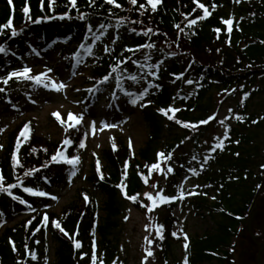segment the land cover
I'll return each mask as SVG.
<instances>
[{"label":"trees","instance_id":"16d2710c","mask_svg":"<svg viewBox=\"0 0 264 264\" xmlns=\"http://www.w3.org/2000/svg\"><path fill=\"white\" fill-rule=\"evenodd\" d=\"M42 2L43 0H31L33 18L26 23L24 9L28 6V0H15V14L8 1H0V30L12 22L15 15V28L22 32L16 38L11 37L10 31L7 32L0 37V46L7 44L8 50L16 48L28 52L30 39L42 41L46 49L54 48L56 42H63L65 45L60 51L66 56L70 48L81 43L91 46L90 55L97 57L100 62L101 68L96 72V80L100 82L106 76L112 77L106 84L99 83L102 90L117 84V73L111 71L113 67H118L123 77L129 74L142 77V84L151 78L152 82L160 85V90H147L144 95L150 100V104L142 109L149 129L146 148L137 156H132L128 147L121 142L106 151L102 159L93 160L87 182L92 190L105 198L103 207L100 208L91 192L83 189L77 203L67 207L60 218L51 216L47 227H42L41 210L48 207L51 200L30 195L24 188L50 193L53 189L66 185L74 169L68 164L53 163L52 157L64 151L69 159L75 158L81 149L79 143L86 137V128L77 126L67 132L65 140L72 139L71 146L51 143L37 136L34 133V123H30V137L21 139L26 125L9 134L7 146L0 154V169L5 176V187L12 184L18 187L11 189V196L0 193V222L12 221L29 211L32 214L28 220L4 230L0 237V264H20L22 261L25 264H91L93 240L96 248L100 247L105 252L104 264H113L117 249L112 244V238L120 226L119 220L131 208L148 214L156 212L149 210L152 204L146 196L158 170L153 172L150 167L159 164L161 168L164 161H168L161 160L158 154L163 152L167 157L171 153V164L178 165L187 164L193 157L200 159L197 152H191L187 157L184 150L189 143H193L194 148L197 147L199 139L210 129L209 124L201 122L211 116L207 96L211 94L212 100L213 89L226 96L237 92L243 98L245 109L237 114L244 118L243 122L235 119V124L228 127L229 138L223 140V150L217 149L205 162V180L216 190L219 198L214 203L201 196L192 201L198 211L208 214L215 223L216 231L196 237L189 242L187 252L183 247L182 253L177 257L174 248L181 241L172 234L176 220L172 217L171 207L163 206L154 216L156 226H163L164 239L160 240V233L157 234L160 249L158 257L162 264H184L185 257L188 264H238L235 241H242L249 235L256 240L252 245V248H256L257 240H264L257 229H253V236L248 231L249 211L254 208L255 200L258 206L264 201V149L258 140L264 133V114H246L249 87L264 80V0H246L239 4L233 0H200L212 12L210 17L203 20L200 19L203 9L198 8L193 0H162L155 11L147 0H137L136 5H132L129 0H115L121 5L119 8L105 0H93L94 6L88 0H77L79 12L71 6L70 0H58L55 13L51 9V0L45 5L46 11L41 10ZM141 4L148 10L141 8ZM213 4L217 5L215 11L211 7ZM69 14L71 19L56 18L67 17ZM186 17H191V20L198 23L189 28L187 25L191 20ZM222 18L233 19L230 34L227 25L222 23ZM40 20L44 22L38 23ZM120 21L123 23H119ZM176 25H180V28ZM89 27L91 32L88 31ZM149 29L152 31L149 32ZM145 32L148 35H143ZM94 35L99 39L94 40ZM144 44H154L155 47L139 48L133 52L126 50L137 49ZM78 49L79 54H85L83 49ZM74 53L75 51L71 52ZM125 60L127 63H123ZM133 60L137 63L133 64ZM12 63L14 61H9L6 55L0 54V77L9 71ZM181 76L182 79L177 78ZM188 80L194 84L191 94L183 91V82ZM129 81L131 80L127 78L121 80L126 91L128 89L125 85ZM13 92L16 91L11 87L9 91L2 92L0 97L12 98L15 95ZM173 93H177V97L185 94V97L180 100V111L175 114V119L170 120L160 109L169 108ZM97 100L96 98L94 101ZM168 115L173 114L169 112ZM176 120L188 123L190 127L185 128ZM191 125L198 127L193 129ZM18 148L22 168L14 167ZM129 162L131 168L125 173ZM103 163L107 165L106 168L102 167ZM37 168L41 171L35 172ZM101 170L104 180L100 179ZM28 171L35 172V175H25ZM180 172L178 168L175 174L169 176L171 186L176 185ZM141 173L148 177L147 183ZM126 174L129 177V196L138 195L139 202L133 203L125 198L119 187ZM12 196L19 197L25 203L21 204ZM85 196L89 199L85 200ZM141 202L149 207H143ZM28 205L36 210L32 211ZM101 210L105 213L103 219L99 216ZM56 220L60 221L69 235L55 227ZM48 239L55 244V261L52 263L48 260ZM76 241L83 245L79 250L75 247ZM30 253L35 254V260L31 259ZM85 254L87 258L81 259ZM255 256L257 258V255L252 256L254 264H258ZM243 264L250 263L247 261Z\"/></svg>","mask_w":264,"mask_h":264},{"label":"rangeland","instance_id":"374dc122","mask_svg":"<svg viewBox=\"0 0 264 264\" xmlns=\"http://www.w3.org/2000/svg\"><path fill=\"white\" fill-rule=\"evenodd\" d=\"M33 45L36 54L24 56L25 63L19 64L15 71L22 70L24 66H28L32 71L40 70V74L51 69V71L47 72L48 77L57 83L65 84L66 87L62 91H50L39 85L30 86L24 95H19L15 98V107L0 105V130L3 129L0 133V145L3 146L0 154L3 153L8 143L6 132L9 129L12 131L18 125L31 120L35 123V134L51 143L58 144L64 139L66 130L55 118L54 113H60L65 124L69 120V114L77 116L82 114L90 128V138L79 156L81 162L76 168V174L72 176L68 186L55 191L57 199L48 212L53 215H60L65 208L73 203H77L79 199L78 195L83 189H88L97 198L99 205L102 206L105 203V198L98 192L93 191L87 182L91 175L93 159L95 157H103L104 153L111 150L112 146L119 143V141H123L128 146L131 142V147L129 146V148L134 155H138L139 152L146 148L149 141V129L141 112L140 104L133 105L129 103L127 97L112 98L108 94H104L98 106L86 108L84 99L89 96L87 89L94 87V83L90 81L92 78L91 67L80 64L71 68L66 61L58 56L57 50L42 51L39 49V44L34 42ZM17 53L20 54V52ZM184 91L190 94V89L184 88ZM249 92L250 99L248 100L247 114H264V81H257L250 87ZM211 93L212 100H210L211 94L207 96V101H210L211 106L210 113L214 114L218 112V117L217 122L213 125L214 128L212 127L210 130L211 132L199 140L197 152L202 156L209 154L216 138L219 137L221 139L224 136L225 128L234 122L233 112L238 109L242 110L239 95L222 101V97L215 90ZM177 104L178 101L173 105ZM221 120L224 121L223 125L220 124ZM93 121L97 128H99L101 122L104 124H114L116 127L105 128L103 131L93 133L90 127ZM258 138L264 149V133ZM193 150V144L189 143L184 153H187L188 156ZM261 154L263 153L261 152ZM104 167L106 168L107 165L104 164ZM201 169L200 164L196 162L192 163L190 168L183 173L181 180L178 181L177 189L170 193L168 192L171 188L168 187L169 183H167L165 176L157 172L149 191V193L155 196L157 191L163 189L166 195L172 193L171 195L174 197H178L179 192H184L185 198L183 200L179 198L175 199L177 203L172 212L177 220L174 225V233L181 240H184V234H187L188 239H195L198 236L201 237L207 233H214L216 231V226L212 219L206 213L199 212L194 207L195 205L191 204V198L195 195H190L189 193L203 194L204 189L210 191V194L206 196L208 201L213 203L217 198L216 191L207 188ZM192 170H195L196 175H193ZM154 184L158 187L154 188ZM249 215L251 218L249 220L251 233H253V229H257L258 233L264 237V201L249 211ZM100 217L102 219L105 217L102 211L100 212ZM22 219L24 217H20L14 222ZM153 219V214L148 215L146 212L142 213L139 210L131 209L128 214L119 220L120 226L112 238V244L117 249V259L119 262H122V264H142V261L147 258V264H161L158 259L147 257L145 252V248L149 247L145 243V237L153 240L154 236L152 232L153 225L151 224ZM257 220L260 222L258 223ZM146 225L149 226L150 231L145 230ZM2 231L3 229L0 230V235ZM255 241L253 237L246 235L242 241L234 242L237 248L236 259L239 261L238 264H243V262L247 261L250 264H254L252 256L254 257V255L258 254L261 264H264V240H257V247L252 248V245L256 243ZM179 244L174 248V253L177 257L182 251ZM50 247L49 260L50 262H54L55 248L52 242H50ZM151 250L154 253L158 251L156 245L153 246V244L151 245ZM96 254L98 258L97 262L105 257L104 251L101 253L96 252ZM255 259H257L256 256Z\"/></svg>","mask_w":264,"mask_h":264},{"label":"snow or ice","instance_id":"6c2138e0","mask_svg":"<svg viewBox=\"0 0 264 264\" xmlns=\"http://www.w3.org/2000/svg\"><path fill=\"white\" fill-rule=\"evenodd\" d=\"M89 4H93V0H88ZM106 3L108 4H114L115 7L119 8L121 7L120 4L116 3L115 0H105ZM129 2L132 4V5H136L137 4V0H129ZM193 2L197 5L198 8L200 9H203V15L200 17L201 20L203 19H207L208 17H210L212 15V12L209 11V8L207 6H205V4L201 3L200 0H193ZM234 3H237L239 4L241 2V0H233ZM9 3L11 4L12 6V9H13V13L15 14L16 12V4H15V0H9ZM48 3V0H43L42 4H41V10L42 11H46V7L45 5ZM57 3H58V0H51V9H52V12L55 13L56 11V7H57ZM147 3L149 5H151V9L153 11H155L157 9V5L161 4L162 3V0H147ZM70 4L73 8L76 9L77 12L80 11V9L78 8L77 6V0H70ZM94 6V4H93ZM141 8H144L145 11H147L148 9L145 8V6L143 4L140 5ZM212 10L215 11L217 5L213 4L212 6ZM24 14H25V17H26V23L31 21L32 18H33V9H32V5H31V0H28V6L24 9ZM143 14V13H141ZM87 14H85L86 16ZM57 19H60V20H64V19H71V15L69 14L67 17L65 16H60V17H56ZM78 19H84L85 17H77ZM186 19L188 20H191V17H186ZM15 15L13 16V21L10 22L8 25H6L4 27L3 30H0V37H3L5 36V34L7 32L10 31V34H11V37L12 38H16L18 36H21L22 35V32L21 31H18L16 28H15ZM38 23H43L44 21L43 20H40V21H37ZM119 23H123V21H120ZM133 23H136L135 21H133ZM196 23H198V21L196 20H191V22L187 25L189 28L193 27V25H195ZM222 23L226 24L227 25V28H228V32L229 34L231 33V30H232V25H233V19L232 18H229L227 20H224L222 18ZM103 27V25L101 26ZM177 28H180V25H176ZM89 32H91V28L89 27L88 29ZM149 32H151L152 30L149 29L148 30ZM215 31H219V29H215ZM143 35H148L147 32L143 33ZM94 40L95 39H99L98 36H93L92 37ZM155 47L154 44H144V45H140L137 49H126L127 51H130V52H133V51H138L139 48H148V49H153ZM80 48L83 49V51L87 54H91V46H86L84 44H81L80 45ZM35 51V50H34ZM105 51H108V49H105ZM0 54H3V55H9V54H12L14 55V53H10V51L8 50V46L7 44L3 45V46H0ZM76 56L78 57L79 56V53L76 54ZM150 57H146V59H149ZM129 59H131V57H129ZM120 62H118L119 64ZM123 63H127V60L123 61ZM133 64H136L137 62L136 61H132ZM141 67H143V65H141ZM153 67H158V65H153ZM48 71H51V69H48L45 73H42L40 75H36V76H33L31 73H32V69L29 68L28 66H24L22 70H19V71H12L10 74H8V76L4 79H0V84H3L5 86H7L9 84V81L13 80V79H17V80H28V81H32L34 84L36 85H39V86H42L50 91H62L66 85L63 84V83H57L56 81L52 80L50 77H48L47 75V72ZM112 72L114 73H117V77H116V81H117V87H119L121 89V91H123V88H122V85H121V80L123 78H127L131 81H133L134 83L137 81V76L135 75H132V74H129L127 77H123L121 75V70L118 68V67H113L111 69ZM150 75H155V73H149ZM178 79H182V76L181 77H177ZM110 79H112L111 75L109 76H106L104 79H102L99 83L100 84H106ZM186 83L188 84H191L193 83V81L191 80H188L186 81ZM149 87H151V84H149ZM5 91V88L3 87H0V92H4ZM87 91L89 92H97L99 91V87L95 88V89H87ZM147 92V89H144L143 91H141L138 95L136 93H132V92H126L125 95L129 96L130 99H129V103L135 105L137 103L138 100H141L144 95L146 94ZM247 98V94H245V99ZM141 107H144L145 105L144 104H141L140 105ZM180 111L179 108H168V109H160V112L167 116L168 119L170 120H173L175 119V113ZM231 111V110H229ZM171 112L173 113L172 116H169L168 113ZM54 116L55 118L61 123V125L65 128L66 132H70L72 131L73 128H76L77 125H80L83 121V116L82 114L80 116H77L75 114H69V121H71L72 123L70 124H65V121L61 118V115L60 113H54ZM237 120L243 122V117L241 116H236L235 117ZM215 119V116H211L209 117L207 120L205 121H202L201 123L202 124H207L209 123L211 120ZM177 123L181 124L183 127L185 128H188L190 127V125L188 123H185V122H182V121H179V120H176ZM253 123H256V121H253ZM220 124L223 125L224 124V121L221 120L220 121ZM90 127L92 128L93 130V133L97 132V131H103L105 128H114L116 127V125L114 124H104L103 122H101L99 128L96 127V124L95 122L93 121L90 125ZM191 127L193 129H196L198 127V125H191ZM30 129H31V124L29 123L28 125L25 126L24 128V131L21 135V139H25L27 137H30L31 135V132H30ZM228 131L229 129L228 128H225V132H224V139H228ZM87 135V134H85ZM217 140V143L214 145L213 147V151H215L216 149H220L221 151L223 150V147H224V141L223 139H220L219 137L216 138ZM237 143H239L237 141ZM64 144L65 145H68V146H71L73 144V141L72 139H66L64 141ZM22 147V145H20ZM129 146L131 147V142L129 144ZM79 147L80 148H85L86 147V144L84 142H80L79 143ZM0 150H3V146L0 145ZM47 150L45 149V152ZM118 151V149H117ZM95 155V153H94ZM134 155V153H133ZM238 155V153H237ZM159 158L161 160H171L172 159V154L169 153L167 155V157H165V154L163 152L159 153L158 154ZM15 164H14V167L16 168H22L23 167V164H21L20 162V153H19V148L17 149L16 153H15ZM193 159H195V157H193ZM52 162L55 163V164H68V165H71L73 169H76L77 166L80 164L81 160H80V157L79 155H77L75 158H72V159H69L68 156L66 155V153L64 151H60L57 155L53 156L52 157ZM205 162H207V158L205 160ZM97 164L99 166V160H97ZM49 167L51 165H48ZM160 165L159 164H155V165H152L150 167V170L155 172L157 169H159ZM131 168V162H129L128 164V168L125 169V173L128 172V169ZM41 171V169L37 168L35 170V172H39ZM173 169L171 167H168L167 168V172H172ZM193 171V175H196V172L195 170H192ZM35 172L33 171H28L25 173V175H28V176H34L35 175ZM76 172L73 171L71 173V175H75ZM142 175V178L144 179L145 183L148 182V177L147 176H143V174L141 173ZM17 176H19V174L17 173ZM100 179L101 180H104L105 179V176H104V173L103 171L101 170L100 172ZM129 177L128 175L126 174L124 177H123V182L119 185V187L121 188V190L123 191L124 193V196L125 198L127 199H130L133 203H136V202H139L140 201V197L138 195H133V196H129V193H128V187H127V181H128ZM22 179H21V183H22ZM18 187V185L16 184H12L8 187H5V176L3 174V170L0 169V193H7L8 195H12V192H11V189L13 188H16ZM154 188L158 187L157 185H153ZM24 191L29 193L30 195H33V196H45L47 195V193L43 192V191H34L32 188L30 187H26L24 188ZM190 195H197L198 193H189ZM13 199H16V200H19V202L21 204H24L25 201L24 200H20L19 197H16V196H12ZM179 198L180 200H183L185 198V194L183 191L179 192L178 194V197H169V196H166L163 194V189H160L159 191H157L156 195L153 196V194L149 193L147 196H146V199L148 201H151L152 202V207L149 208L150 211L154 210L156 207L162 205V204H168V203H171L173 200ZM51 199L53 200H56L57 197L55 196H52ZM89 198L87 196H85V200H88ZM213 199H215V197H213ZM142 203V202H141ZM142 206L145 207V208H148L149 206L147 204H143L142 203ZM28 207L32 210V211H35L36 209L32 208L31 205H28ZM0 215H2V213H0ZM238 219H241L240 217H238ZM48 222H49V217L47 215H45L43 217V224H42V227H47L48 225ZM54 225L57 229H59L61 232H63L65 235H69L66 230L62 227L61 223L59 220H56L54 221ZM145 230L146 231H150V228L149 226H145ZM157 231L160 233V236H159V239L160 240H163L164 237H163V226L162 225H158L157 226ZM77 235H79V232L77 233ZM94 235V234H93ZM173 235H177L176 233H173ZM177 238H180L179 236H177ZM183 239L186 241L185 245H184V248H185V251L187 252L188 250V237H187V234H184L183 235ZM145 243L149 246V247H146L145 248V252H146V256L147 257H153L154 258V252L151 250V245L154 243L153 240L149 239L148 237H145ZM75 247L77 250L81 249L83 247L82 243L80 241H76L75 243ZM13 248L15 249V244L13 243ZM92 248H93V251H92V256H91V264H97V254H96V245H95V240H93V244H92ZM30 256H31V259L35 260L36 259V256L35 254H32L30 253ZM87 258V254H85L84 256L81 257V259H85ZM20 264H25V262H20ZM99 264H104V261L101 259L99 261ZM142 264H147V258L142 261ZM184 264H188V261H187V257H185V260H184Z\"/></svg>","mask_w":264,"mask_h":264},{"label":"water","instance_id":"95a60500","mask_svg":"<svg viewBox=\"0 0 264 264\" xmlns=\"http://www.w3.org/2000/svg\"><path fill=\"white\" fill-rule=\"evenodd\" d=\"M259 263L261 264L260 257H259Z\"/></svg>","mask_w":264,"mask_h":264}]
</instances>
